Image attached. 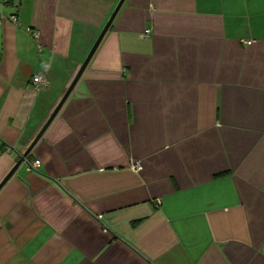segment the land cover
<instances>
[{
    "label": "crops",
    "instance_id": "0c3cea01",
    "mask_svg": "<svg viewBox=\"0 0 264 264\" xmlns=\"http://www.w3.org/2000/svg\"><path fill=\"white\" fill-rule=\"evenodd\" d=\"M118 1L0 0V182ZM26 159L0 264H264V0H124Z\"/></svg>",
    "mask_w": 264,
    "mask_h": 264
},
{
    "label": "water",
    "instance_id": "95a60500",
    "mask_svg": "<svg viewBox=\"0 0 264 264\" xmlns=\"http://www.w3.org/2000/svg\"><path fill=\"white\" fill-rule=\"evenodd\" d=\"M123 2H124V0H119L118 1L117 5L115 6L114 10L112 11L110 17L108 18L107 22L105 23L104 27L102 28L101 32L99 33L98 37L96 38L94 44L92 45L90 51L88 52L86 58L84 59V61L82 62L80 68L78 69L77 73L75 74L73 80L71 81V83L69 84V86L66 89L65 93L61 97L60 101L55 106V108L53 109V111L51 112V114L49 115V117L47 118L45 123L42 125V127L40 128V130L38 131V133L36 134L34 139L31 141V143L26 148V150L22 153V155L19 158V160L14 164V166L10 169V171L6 174V176L0 182V187L4 184V182H6V180L9 179L10 176L13 175V173L16 171L17 167L21 164V162L24 159L27 158V156L29 155V153L31 152V150L33 149L35 144L38 142V140L43 135V133L46 130V128L48 127V125L51 123V121L56 116V114L59 111L60 107L62 106L63 102L68 97V95L72 91L73 87L75 86L76 82L78 81L79 77L81 76L83 70L87 66L89 60L91 59L93 53L95 52L97 46L99 45L100 41L102 40L104 34L106 33V31L108 30L109 26L111 25L113 19L115 18L116 14L119 11V9H120L121 5L123 4Z\"/></svg>",
    "mask_w": 264,
    "mask_h": 264
},
{
    "label": "built area",
    "instance_id": "2783aa9c",
    "mask_svg": "<svg viewBox=\"0 0 264 264\" xmlns=\"http://www.w3.org/2000/svg\"><path fill=\"white\" fill-rule=\"evenodd\" d=\"M3 1H10V0H3ZM18 1H21V0H18ZM5 18L6 17H0V25L2 24V22H4ZM7 18H8V21H10L13 24H16L18 22L17 16L15 14L10 15ZM32 82L34 83L36 87H38V86L46 85L48 81L44 75L37 74L32 77ZM25 161L29 169H37L40 166V161L38 159H32V160L25 159Z\"/></svg>",
    "mask_w": 264,
    "mask_h": 264
}]
</instances>
